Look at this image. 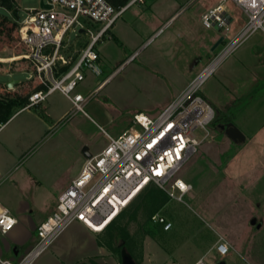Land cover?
Wrapping results in <instances>:
<instances>
[{
    "label": "rangeland",
    "instance_id": "1",
    "mask_svg": "<svg viewBox=\"0 0 264 264\" xmlns=\"http://www.w3.org/2000/svg\"><path fill=\"white\" fill-rule=\"evenodd\" d=\"M15 1L19 18L0 8V48L6 42L3 36L7 24L12 22L18 29L27 10L38 8L41 2ZM219 2L145 0L133 5L96 45L103 57L100 76L90 80L88 77L78 85L77 90L84 95L92 94L84 105L86 114L69 110L60 117L71 102L56 90L46 98V113L41 104L20 105L1 126L0 193L10 197L11 204L22 205L27 210L18 224L22 229L20 235L27 242L23 245V255L27 252L24 248L32 243L29 233L33 223L50 206L51 211L54 209L57 203L54 199L64 190L66 178L71 180L80 165L82 149L88 147L91 153L99 151L108 143L102 129L118 134L132 124L136 112L157 115L205 66L221 55L244 27L246 14L232 0H227L228 12L235 23L229 18V33L212 50L214 42L227 30L206 27L202 17ZM182 8L184 11L166 23L175 10ZM6 16L9 20L4 21ZM77 36L70 34V40L77 41V45L73 44L69 52L76 53L78 50L74 49L84 45L85 39ZM135 48L139 49L128 59ZM25 49L6 47L0 56L21 55ZM147 56L151 59H146ZM25 61L24 58L0 61V91L26 95L33 89L37 81L28 79L30 72L26 71ZM11 79L20 83L6 90ZM201 94L214 107L215 118L208 127V136L178 173L194 189L179 201L168 198L156 184H149L111 224L123 231L127 241L112 240L111 247L98 254L97 260L89 257L85 264H122V248L135 264H195L201 257L211 264H220L223 259L227 264H248V261L264 264V32L261 29L220 60L202 84ZM69 117L71 120H67ZM227 122H234L242 129L246 140L230 139L219 127ZM195 134L201 138L205 131L199 128ZM155 212L172 222L170 230H163L151 220ZM110 226L96 234L100 244L111 240ZM71 230L73 223L49 249L64 241L72 246L75 235H71ZM77 235L81 237L78 232ZM219 237L233 246L224 258L215 249ZM3 241L0 235L2 244Z\"/></svg>",
    "mask_w": 264,
    "mask_h": 264
},
{
    "label": "built area",
    "instance_id": "2",
    "mask_svg": "<svg viewBox=\"0 0 264 264\" xmlns=\"http://www.w3.org/2000/svg\"><path fill=\"white\" fill-rule=\"evenodd\" d=\"M144 1L128 0L117 8L108 0H44L50 8L28 9L18 28L26 48L20 59H26L28 79L35 78L37 83L27 93L26 107L40 104L51 92L59 90L70 100L71 113L85 112L84 105L92 94L84 95L77 89L87 70L101 74L97 43L129 7ZM226 1L220 0L202 17L206 27L226 28L224 36L231 24ZM232 1L246 14L247 21L221 55L205 66L157 115L134 113L132 124L117 136L102 129L108 143L100 152L85 157L71 184L59 194L54 209L36 227L34 246L20 261L4 258L0 259L1 264H31L76 221L94 232H103L151 183L168 198L184 200L193 185L178 173L208 136V127L215 118L214 107L201 94L202 84L231 50L256 30L264 32V0ZM71 33L77 37L84 35V45L76 53L69 52L75 43L70 40ZM39 85L42 86L37 88ZM11 89L14 86L6 83V90ZM0 92V95L11 93ZM199 128L205 131L201 138L195 134ZM151 220L165 231L173 226L159 212L153 213ZM17 223L18 218L0 203V232H9ZM231 248L224 237H219L215 249L220 258ZM195 264L211 263L201 257Z\"/></svg>",
    "mask_w": 264,
    "mask_h": 264
},
{
    "label": "crops",
    "instance_id": "3",
    "mask_svg": "<svg viewBox=\"0 0 264 264\" xmlns=\"http://www.w3.org/2000/svg\"><path fill=\"white\" fill-rule=\"evenodd\" d=\"M177 3H175L174 8L176 6ZM132 7V6H131ZM130 8V7H129ZM128 8V9H129ZM183 9V8H182ZM175 10L174 13L167 19L166 23L171 20L172 18H174L176 15L180 14L183 10ZM230 14V13H229ZM246 17V16H245ZM230 18L232 19V23H235L234 21V17L230 15ZM116 24V23H115ZM163 26V25H162ZM160 26L157 30H155L146 40V42L148 40H150L151 37H153L158 31L159 29L162 27ZM114 36L118 37L117 34H113ZM84 36V35H82ZM81 36V37H82ZM84 38V37H83ZM119 38V37H118ZM145 43V41H144ZM143 43V44H144ZM77 45V41H75V43ZM72 44V45H73ZM142 44V45H143ZM141 45V46H142ZM83 46V45H82ZM82 46L79 49H74L75 51L80 50L82 48ZM140 46V47H141ZM139 47V48H140ZM139 48H135V50L128 56V59H130ZM70 51H72V48H69ZM97 50L100 53V58L101 60L103 59L101 51L99 49V47H97ZM146 59H151L150 56H147ZM148 61V60H147ZM17 70V69H16ZM96 76H100V74H96L91 70H87L86 72V78L89 77V80L91 78H94ZM111 75H109L107 78H105L101 83H99V86H97L98 88L105 83V81H107V79L110 77ZM85 78V80H86ZM84 80V81H85ZM83 81V82H84ZM45 102H41L39 105L40 107L45 110H47V100H44ZM71 109V105L69 106V108L65 111H63L60 114V117H63L64 115L68 114L69 110ZM86 114V112H84ZM71 120V117L67 118V120ZM121 132H119L118 134H111L114 136L119 135ZM105 147V146H104ZM104 147H102L101 149H99V151L95 152V153H91L88 151L90 154H96L98 152H100ZM83 152V149H82ZM84 155V153H83ZM84 157V158H83ZM81 157L80 156V165L77 168V170L71 175V180H68L66 178L65 183L66 185H64V190L71 184L72 180L74 179V177L78 174V172L81 169V166L84 162L85 159V155ZM3 166L1 164V159H0V171L2 172L3 170ZM70 181V182H69ZM190 182V181H189ZM191 183V182H190ZM2 185V181L0 182V186ZM193 185V184H192ZM194 187V185H193ZM194 189V188H193ZM62 190V191H64ZM61 191V192H62ZM60 192V193H61ZM59 193V194H60ZM58 194V196H59ZM58 196L54 199V201L58 199ZM0 203L4 206H6L13 215H15L18 218V223L17 225H15V227L13 229H11L9 232L7 233H2L0 232L1 235V239L5 240L3 241V244L0 242V255L3 254L4 257L0 256V259H10L13 262H18L21 260V258L34 246L35 244V240H36V226L37 223H39L40 221H42L43 219H45L47 217V215L51 212V208L52 206H50V208L47 210V212L36 222L33 223L32 226V231L34 234H31V232L29 233V238H30V242H32L30 245H28L27 247H25L24 249L27 250V252L23 255L22 254V250H23V245H25L27 242L25 241L26 239L23 238V236L20 235V231L22 229L18 228V224H20L23 220V218H25V215L27 214V210L22 206V205H13L10 202V197L8 198L4 193H0ZM72 225V224H71ZM159 225V224H158ZM161 226V225H160ZM162 227V226H161ZM163 229V228H162ZM66 230V229H65ZM64 230V231H65ZM164 230V229H163ZM63 231V232H64ZM168 231V230H167ZM71 235H75V239H74V243H72V246H68L66 245L65 241L63 243H57L52 249H49V247L52 245V243L58 238H60L62 236L63 233H61L52 243L51 245L48 247L47 250H45L44 252H42L31 264H85V262H88V258L92 257L93 259L97 260V255L103 253V250H106L107 246L104 245V243L100 244L97 240L96 234L97 232L92 231L91 229H89L85 224L81 223V222H75L73 223V230L70 231ZM78 234L81 235V237H79L77 235ZM34 235V236H33ZM70 238H72L69 235ZM73 241V240H72ZM229 242V241H228ZM230 243V242H229ZM231 244V243H230ZM232 246V244H231ZM233 248V246H232ZM241 257L247 262V260L241 255ZM224 261L225 264L226 261L223 259L221 260V262ZM248 264H252L251 262H247Z\"/></svg>",
    "mask_w": 264,
    "mask_h": 264
},
{
    "label": "trees",
    "instance_id": "4",
    "mask_svg": "<svg viewBox=\"0 0 264 264\" xmlns=\"http://www.w3.org/2000/svg\"><path fill=\"white\" fill-rule=\"evenodd\" d=\"M115 7L123 6L128 2V0H108ZM15 0H0V8L5 9L6 11L11 12L17 18H19V11L15 7ZM9 20L6 16L4 21ZM4 39L6 40L5 44L0 48L1 52L6 48H19L24 50V42L22 41L21 36L19 35V30L14 26L12 22H9L5 29ZM20 83V81L18 82ZM17 83V84H18ZM42 85H39L37 88H40ZM28 101V94L21 95L18 92L9 93L5 95H0V128L3 124L7 123L12 117L15 109L20 105H26ZM21 107V106H20ZM161 190V189H160ZM164 192V191H163ZM165 193V192H164ZM110 241L104 243L105 246L111 247L112 240L122 239L123 242H126V235L123 233L121 229H118L116 226H110Z\"/></svg>",
    "mask_w": 264,
    "mask_h": 264
},
{
    "label": "water",
    "instance_id": "5",
    "mask_svg": "<svg viewBox=\"0 0 264 264\" xmlns=\"http://www.w3.org/2000/svg\"><path fill=\"white\" fill-rule=\"evenodd\" d=\"M40 6L43 8H50V5L45 3L44 0H41ZM225 36L221 35L212 45L211 49L214 50L217 48L224 40ZM19 80L11 79L7 82V86L12 87L14 84L18 83ZM219 127L224 129L227 136L236 142H243L246 140V134L242 129H240L234 122H227L225 124H219ZM83 153L85 156H90L91 154L88 151V147L83 148ZM122 255V264H135L132 256L128 253L125 248L121 250ZM220 264H225L224 261L220 262Z\"/></svg>",
    "mask_w": 264,
    "mask_h": 264
},
{
    "label": "bare ground",
    "instance_id": "6",
    "mask_svg": "<svg viewBox=\"0 0 264 264\" xmlns=\"http://www.w3.org/2000/svg\"><path fill=\"white\" fill-rule=\"evenodd\" d=\"M21 57H24L23 54L21 55H13V56H0V61H4V62H9V61H15L16 59H19ZM97 229H100V227H98Z\"/></svg>",
    "mask_w": 264,
    "mask_h": 264
}]
</instances>
